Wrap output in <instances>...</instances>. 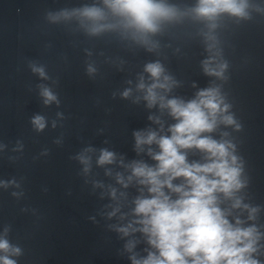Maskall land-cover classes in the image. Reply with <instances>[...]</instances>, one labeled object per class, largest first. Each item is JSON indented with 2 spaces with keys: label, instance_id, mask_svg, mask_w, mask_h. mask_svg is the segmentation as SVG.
<instances>
[{
  "label": "clouds",
  "instance_id": "obj_1",
  "mask_svg": "<svg viewBox=\"0 0 264 264\" xmlns=\"http://www.w3.org/2000/svg\"><path fill=\"white\" fill-rule=\"evenodd\" d=\"M254 13L264 17V0H85L44 13L47 25L114 44L133 57L141 52L151 57L111 93L113 100L143 104L148 111L150 124L131 132L134 156L105 139L101 147L84 142L69 157L101 202L88 219L103 221L104 230L123 241L117 255L127 254L130 264H264V204L250 193L247 161L234 135L243 124L228 90L230 36L253 21ZM84 53L85 74L93 81L103 78L101 65L125 73L130 63L103 50L84 48ZM192 56L207 83L201 87L193 80L194 91L184 95L179 90L185 82L170 63ZM27 68L42 81L35 85L42 106L60 109L59 78L36 60H27ZM66 119L60 110L51 118L37 112L29 123L40 134L49 126L63 129ZM63 142L61 132L53 143ZM24 149L21 139L11 147L0 142V156L12 163L22 159ZM49 152L44 148L39 156ZM24 182L23 176L0 178V190L19 202L26 195ZM12 232V224H2L0 264H20L25 256Z\"/></svg>",
  "mask_w": 264,
  "mask_h": 264
}]
</instances>
